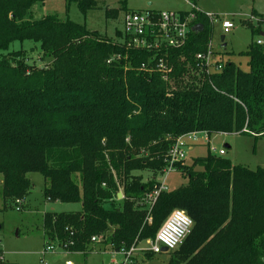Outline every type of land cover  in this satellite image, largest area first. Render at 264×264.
<instances>
[{
    "label": "trees",
    "instance_id": "1",
    "mask_svg": "<svg viewBox=\"0 0 264 264\" xmlns=\"http://www.w3.org/2000/svg\"><path fill=\"white\" fill-rule=\"evenodd\" d=\"M44 1L0 0L3 199L24 201L33 173L46 181L49 202L80 204L78 212L44 215V236L71 240L70 254L87 253L95 236L107 237L114 249L154 240L179 209L194 222L173 252L190 259L185 264H264V167L253 171L209 153L177 164L187 183L159 195L150 221L136 208L159 188L156 177L176 138L192 132L264 138V45L252 42L240 54L246 71L217 58L222 71L206 75L195 56L206 53L213 27L198 15L193 23L203 30L190 32L185 47L171 53L172 72L163 80L140 70L147 52L56 16L26 19ZM67 1L78 2L82 13L92 7L91 0ZM25 41L36 44L46 66L9 53ZM145 170L154 173L147 182L135 174ZM0 264H7L1 249Z\"/></svg>",
    "mask_w": 264,
    "mask_h": 264
},
{
    "label": "rangeland",
    "instance_id": "2",
    "mask_svg": "<svg viewBox=\"0 0 264 264\" xmlns=\"http://www.w3.org/2000/svg\"><path fill=\"white\" fill-rule=\"evenodd\" d=\"M92 7L82 13L79 3L67 0H45L36 3L26 15V19L41 20L48 16H56L61 21H71L83 26L90 32L98 33L114 42L122 43L124 33V17L129 11L146 10L151 6L160 11L190 12V3H194L206 14L219 16L230 21L235 29L225 33L220 21L214 23L211 47L217 58L223 61H234L244 71L247 70L248 59L241 53H245L249 45L255 42L257 37L264 39V0H91ZM247 22L252 23L253 34ZM263 25V26H262ZM261 30V31H260ZM262 33V35H261ZM224 36L225 48H222L221 37ZM31 41L14 42L10 46V52L20 51L24 54L30 65L43 67V53ZM185 163L190 165L196 158L212 155L221 149L226 150V156L234 165L256 170L264 167V138L255 140L253 137L228 134L212 135L208 140L204 134H198L197 140L186 138ZM228 144L230 148H226ZM200 170V169H198ZM147 182L154 177L150 170L135 172ZM32 183L31 190L21 205L15 202L5 201L2 197V176H0V249L4 254L7 264H67L71 259L74 264H112L113 260H119L121 256L112 253L109 243L95 246L90 256L85 261L83 254L71 255L66 252H50L45 250L46 244L55 242L44 236L43 220L47 213H71L81 210L80 204H66L61 202H49L44 196L46 181L40 174H28ZM158 181L164 182L166 191H174L186 185L184 175L178 172L169 173L167 176H157ZM78 181V180H76ZM120 200V199H119ZM20 207V211H16ZM105 208H109L105 205ZM143 242L138 249L148 248ZM139 254V255H138ZM134 264H170L173 259L176 264H185L190 259H183L173 252H162L152 257L145 252L137 253Z\"/></svg>",
    "mask_w": 264,
    "mask_h": 264
},
{
    "label": "built area",
    "instance_id": "3",
    "mask_svg": "<svg viewBox=\"0 0 264 264\" xmlns=\"http://www.w3.org/2000/svg\"><path fill=\"white\" fill-rule=\"evenodd\" d=\"M189 6L191 9L190 12L156 11L147 9L129 11L125 14L124 33L122 36V43L120 44H125L129 49L149 53L148 61L143 63L140 67L141 71L148 73L157 72L161 74L163 80H168L169 74L172 72V65H170L169 62L172 55L171 53L185 47L189 38V33L192 32V27L194 26L193 22L198 15L205 16L213 29L214 23L217 21H220L221 28L225 33L235 29L232 22L221 19L219 16L204 14L195 4L189 3ZM256 43L258 45H264L263 40H258ZM216 59L217 57L211 47V41L207 46L206 53H199L195 56V60L198 63L197 66L206 75H212L222 71L223 65L217 63ZM198 134H204L208 140L210 139L205 132H192L174 140L166 157L167 166L160 176H167L169 173L178 172L177 164H186L185 147H187V143L185 140L189 138L196 141ZM221 135L227 136L228 134ZM213 152L215 156L221 158L225 157L227 153L225 149H221L218 152L214 150ZM158 182L160 184L159 188L147 194L136 203L137 209L147 212L148 221H150V213L159 195L162 192H166L164 182ZM119 194H122V192H119ZM23 202L24 201L17 200L16 205H21ZM20 210V207H16V211L19 212ZM193 226V220L184 211L177 209L172 211L163 222L155 239L146 241L145 244L148 248L139 250L138 246L143 243L135 242L129 248L121 246L119 249H114L107 237L95 236L91 238L89 251L92 252L95 246L99 244L107 245L109 243L112 253L121 256L119 260H113L112 264H133L134 258L139 252H149L157 255L162 253L163 248H166L167 252L178 250L185 239L190 235ZM55 245H57V247H54L52 244H46L45 250L53 253L57 250L68 253L69 246L73 245V242L71 240H65L64 242L55 241Z\"/></svg>",
    "mask_w": 264,
    "mask_h": 264
},
{
    "label": "crops",
    "instance_id": "4",
    "mask_svg": "<svg viewBox=\"0 0 264 264\" xmlns=\"http://www.w3.org/2000/svg\"><path fill=\"white\" fill-rule=\"evenodd\" d=\"M190 3V2H189ZM188 3V4H189ZM190 4H195V2L194 3H190ZM196 5V4H195ZM197 6V5H196ZM198 7V6H197ZM199 8V7H198ZM147 9H151V10H156V9H153L151 6H149V8H147ZM146 9V10H147ZM156 11H160V10H156ZM171 12H175V11H172L171 10ZM204 13V12H203ZM204 14H206V13H204ZM263 26V25H262ZM261 31V30H260ZM261 35H262V33H261ZM258 40H263L264 41V39L262 38V37H257V39H256V41H258ZM255 41V42H256ZM225 146H226V148H230L229 147V145L228 144H225ZM1 185H2V182H1ZM25 201V200H24ZM81 254H83L84 255V257H85V261L87 262V260L89 259V258H87L88 256H90V251H88L87 253H71L70 254V256L71 255H81ZM139 255V254H138ZM138 255H136V257L138 256ZM136 257L134 258V262H136ZM139 257V256H138ZM4 260H5V258H4ZM67 264H74V261L73 260H71V259H68L67 260V262H66ZM134 264V263H133Z\"/></svg>",
    "mask_w": 264,
    "mask_h": 264
},
{
    "label": "water",
    "instance_id": "5",
    "mask_svg": "<svg viewBox=\"0 0 264 264\" xmlns=\"http://www.w3.org/2000/svg\"><path fill=\"white\" fill-rule=\"evenodd\" d=\"M202 30H203V25H202V24H196V25H194V26L192 27V32H195V33H198V32H200V31H202ZM224 40H225V37L222 36V37H221V42L223 43ZM225 47H226V45L223 43V44H222V48H225ZM118 198H119V199H122V194H118ZM162 252H167V249H166V248H163Z\"/></svg>",
    "mask_w": 264,
    "mask_h": 264
}]
</instances>
